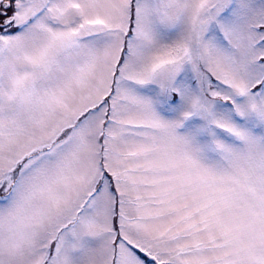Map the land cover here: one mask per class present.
Returning <instances> with one entry per match:
<instances>
[{
    "label": "snow or ice",
    "instance_id": "snow-or-ice-1",
    "mask_svg": "<svg viewBox=\"0 0 264 264\" xmlns=\"http://www.w3.org/2000/svg\"><path fill=\"white\" fill-rule=\"evenodd\" d=\"M0 264H264V0H0Z\"/></svg>",
    "mask_w": 264,
    "mask_h": 264
}]
</instances>
